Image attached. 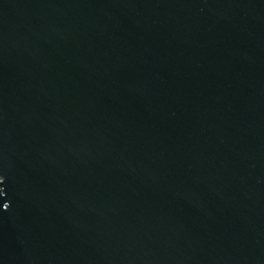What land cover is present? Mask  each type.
<instances>
[{"label":"water","instance_id":"1","mask_svg":"<svg viewBox=\"0 0 264 264\" xmlns=\"http://www.w3.org/2000/svg\"><path fill=\"white\" fill-rule=\"evenodd\" d=\"M0 264H264V0H0Z\"/></svg>","mask_w":264,"mask_h":264}]
</instances>
